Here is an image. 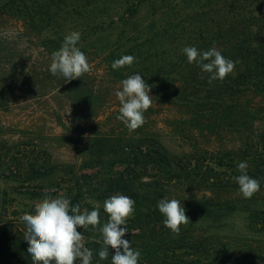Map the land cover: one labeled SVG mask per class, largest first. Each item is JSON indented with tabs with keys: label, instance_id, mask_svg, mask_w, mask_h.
<instances>
[{
	"label": "trees",
	"instance_id": "obj_1",
	"mask_svg": "<svg viewBox=\"0 0 264 264\" xmlns=\"http://www.w3.org/2000/svg\"><path fill=\"white\" fill-rule=\"evenodd\" d=\"M180 14L176 23L170 21ZM164 16L168 22L162 25ZM72 31L81 33L77 47L90 71L67 81L49 67L52 53ZM186 46L198 51L215 46L235 62L233 72L209 84V74L188 63ZM124 55L135 57L133 64L114 70L112 63ZM137 73L151 87L152 105L144 113L146 123L129 131L117 119L121 105L115 93L122 80ZM16 92L39 98L61 94L73 109L99 120L90 126L81 165L62 166L51 183L55 191L45 189V166L54 170L47 158L34 160L32 173L21 178L18 159L9 151L2 155L16 160L12 180L26 188L15 195L0 190V264H32L15 202L23 195L67 198L82 211L99 207L100 225L78 231L93 252L91 264H111L115 250L109 248L101 260L102 244L96 242L109 219L105 189L135 201L123 239L140 251L138 264H170L165 260L170 256L173 264H264V249L249 247L235 255L218 231H211L236 211L264 230V0H0V108H7ZM153 118L165 127L158 130ZM172 133L185 147H172L166 139ZM229 136L230 144L222 146ZM240 162L248 163L247 174L259 181L260 190L252 207L240 200L247 205L237 209L215 194L239 190L224 170L239 176ZM102 171L109 173L101 176ZM164 198L180 201L190 218L179 235L164 226L157 207Z\"/></svg>",
	"mask_w": 264,
	"mask_h": 264
},
{
	"label": "clouds",
	"instance_id": "obj_2",
	"mask_svg": "<svg viewBox=\"0 0 264 264\" xmlns=\"http://www.w3.org/2000/svg\"><path fill=\"white\" fill-rule=\"evenodd\" d=\"M80 39L81 33L77 31L64 37L61 48L51 55L49 71L52 75L60 74L71 81L90 71L86 55L77 47ZM182 52L187 56L188 63L195 62L202 72L209 74V84L223 81L235 67V62L225 58L215 46L206 51L186 46ZM134 60L135 57L124 55L112 63V68L117 70L130 66ZM121 86V90L115 93L121 105L117 119L129 131H134L146 123L144 113L152 105L151 87L138 73L122 80ZM237 167L240 175L234 179L239 191L244 198H251L260 190V183L247 174V162H240ZM134 206L135 201L125 195H113L104 201L103 209L109 219L99 227L102 239L96 241L102 244L98 253L101 260L108 258L109 248H112L115 254L111 264H138L140 251L134 249L129 240L123 239L128 232L127 220L133 216ZM157 207L165 217L164 226L175 235H179L181 225L190 222L185 208L176 199H161ZM21 219L26 224L24 240L29 245L27 252L32 264H75L77 259L81 264H91L93 252L85 247V238L78 228L91 226L96 229L100 225L99 207L82 211L79 203L72 206L67 198L46 196L35 205L34 214L26 213Z\"/></svg>",
	"mask_w": 264,
	"mask_h": 264
},
{
	"label": "rangeland",
	"instance_id": "obj_3",
	"mask_svg": "<svg viewBox=\"0 0 264 264\" xmlns=\"http://www.w3.org/2000/svg\"><path fill=\"white\" fill-rule=\"evenodd\" d=\"M171 16L174 15L172 14ZM181 16L182 14L177 18L171 17L170 21L176 23ZM160 22L164 25L168 22V18L164 16ZM173 25L175 24H172L171 30L176 28ZM97 66L99 65H95L94 67L96 68ZM97 84L99 85L100 83ZM104 117L100 119H104ZM97 120L99 119L92 120V118L84 115L78 109H73L61 94L39 98L35 95L27 96L16 92L13 95L11 104L7 108H0V146L6 145V148L0 151V161L4 163L3 168L5 170L0 180V190H8L10 194L15 195L16 192L26 188L21 187L18 182H13L12 180L14 176H12L11 172L16 171V160L11 162L2 159V155L9 151L20 163L19 167L22 172H17L16 177L21 178H26L28 174L32 173L29 165L34 160L40 161L47 158L54 166V170L49 166H45V189L55 191L56 185L51 183H56L60 178L61 171L63 170L62 166L67 164L81 165V153L88 144L89 133H92V131H89L90 126L96 123ZM151 121L152 125L158 130H162L165 127L164 121L160 118H153ZM166 139L177 150L185 147V143L173 133L172 136L167 135ZM230 139V136L224 137L222 146L230 144ZM237 139L236 135L235 141ZM219 144H221L220 141ZM215 159L216 157H214ZM83 171L94 173L96 170L84 169ZM121 171L122 167L116 168L115 175L120 176ZM224 172L227 177L229 176L232 178V181H235L234 177H237L235 170L225 169ZM107 173L109 172L102 171L101 176ZM103 192L106 199L113 195H118L117 193H109L107 189ZM216 195L221 200L234 202L235 204L233 205L239 209L240 206H243L242 204H248V206L252 207L255 195L257 194L246 199L239 190L237 191V189L232 188L224 192L221 191ZM47 197L58 198L59 196ZM44 198L32 200L24 195L18 196L15 201L18 202L17 205L19 207L17 216L22 218L26 213L34 214L35 205ZM240 200H245L244 202L247 204L242 203ZM212 230L218 231L220 239L223 237L222 241L231 247L235 255L240 254L239 250L249 247L264 249V230H261V224L255 226V223H251L247 219V214L240 211L233 212L227 216L220 225H214ZM208 231L210 230L208 229ZM165 260L167 263H174V258L171 256L166 257ZM75 264H81V261L76 260Z\"/></svg>",
	"mask_w": 264,
	"mask_h": 264
}]
</instances>
